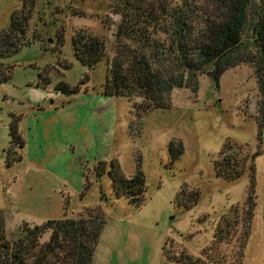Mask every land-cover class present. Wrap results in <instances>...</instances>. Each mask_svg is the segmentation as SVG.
<instances>
[{
  "label": "rangeland",
  "instance_id": "obj_1",
  "mask_svg": "<svg viewBox=\"0 0 264 264\" xmlns=\"http://www.w3.org/2000/svg\"><path fill=\"white\" fill-rule=\"evenodd\" d=\"M24 5L23 0H0V33L10 28L15 14L30 16L26 44L0 58V69L9 76L0 79V211L7 238L14 239L24 223L42 225L93 209L106 220L93 264H181L175 258L205 261L209 254L213 263L239 264L242 228L225 244L215 242L216 229L224 215L245 203L251 157L261 150L255 159L256 209L243 264H264V129L259 136L261 96L254 68H232L219 84L200 75L197 93L176 89L170 108L138 117L134 101L107 100L101 92L120 46L114 35L121 20L115 15L118 0ZM83 31L103 38L107 47L108 57L92 69L73 52V37ZM123 44L139 48L129 40ZM44 72L50 82L38 89ZM86 77L89 84L77 100L62 107L56 85L64 81L75 88ZM16 122L26 139L24 149L12 145L11 124ZM229 142L249 160L236 181L219 178L215 166ZM100 158L108 165L98 178ZM112 160L128 178L138 168L143 171L145 203L133 205L114 193ZM183 190L199 193L197 202L185 204Z\"/></svg>",
  "mask_w": 264,
  "mask_h": 264
},
{
  "label": "trees",
  "instance_id": "obj_2",
  "mask_svg": "<svg viewBox=\"0 0 264 264\" xmlns=\"http://www.w3.org/2000/svg\"><path fill=\"white\" fill-rule=\"evenodd\" d=\"M23 1L24 7L31 8L36 2ZM117 7L115 15L121 20L114 35L120 46L110 61L109 77L101 91L104 97L113 100L125 97L134 101L135 113L140 117L170 108V96L176 89L187 88L197 93L200 75L206 74L219 84L228 70L248 64L255 70L261 96L256 120L259 136L262 135L264 0H118ZM29 19V13L23 18L15 14L10 28L0 33V58L17 53L26 44ZM123 40L139 48L124 45ZM73 52L82 65L91 69L108 57L105 40L87 31L74 35ZM64 65L68 67L66 61ZM46 73L40 75L38 89L50 82ZM6 74L5 69H0V79L8 78ZM88 84V77L75 88L62 81L56 85L54 93L74 99L82 86ZM62 103L65 107L72 100ZM11 137L13 147L24 149L25 141L17 122L11 124ZM169 148L170 157L175 161L178 155L174 143L171 142ZM234 150L235 144L227 143L215 164L218 177L227 181L244 176L249 162ZM260 154L261 150L251 157V184L245 203L224 215L216 229L215 242L225 244L242 228L239 264H243L255 215V159ZM107 165L106 161L98 162V178L105 173ZM110 175L118 197H125L137 206L145 203L147 186L140 168L128 178L119 163L112 160ZM89 186L87 182L86 192ZM199 197V193L188 190H183L180 196L189 205L196 203ZM102 199H106L105 194ZM105 225L104 214L89 209L76 218L49 220L42 225L24 223L11 240L7 238L5 217L0 211V264H93ZM49 234V240L43 242ZM209 255L205 261L187 255L173 260L181 264H217L210 261Z\"/></svg>",
  "mask_w": 264,
  "mask_h": 264
},
{
  "label": "crops",
  "instance_id": "obj_3",
  "mask_svg": "<svg viewBox=\"0 0 264 264\" xmlns=\"http://www.w3.org/2000/svg\"><path fill=\"white\" fill-rule=\"evenodd\" d=\"M76 98H77V96H75L74 99H66V98H63L62 101L65 102V101H69V100L71 101V100H72V102H75V101L77 100ZM104 98L107 99V100H110V98H107V97H104ZM46 99H47V97L45 98V100H46ZM45 100H42V101H43V103H42L43 105L45 104ZM84 100L86 101V98H84ZM58 108H59V107H58ZM38 110H39V108H38ZM77 112H81V110H78ZM29 126H30V125H29ZM30 130H31V129H29V131H30ZM24 141H25V147H26V139H24ZM66 145H67V143H66ZM66 145H65V146H66ZM25 147H24V148H25ZM113 147H114V142H113V146H112V148H113ZM113 150H114V148L112 149V151H113ZM113 153H114V151H113ZM112 156H113V154H112ZM112 158H113V157H112ZM100 159H102V158H100ZM105 159H106V158H104V159H102V160H99V161H105ZM99 161H98V162H99Z\"/></svg>",
  "mask_w": 264,
  "mask_h": 264
}]
</instances>
